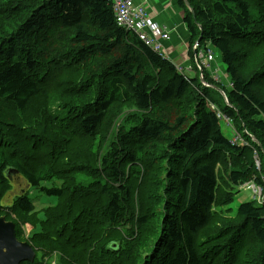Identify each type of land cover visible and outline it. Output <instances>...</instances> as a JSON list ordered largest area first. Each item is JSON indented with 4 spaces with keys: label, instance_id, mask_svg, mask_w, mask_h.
Masks as SVG:
<instances>
[{
    "label": "trees",
    "instance_id": "obj_1",
    "mask_svg": "<svg viewBox=\"0 0 264 264\" xmlns=\"http://www.w3.org/2000/svg\"><path fill=\"white\" fill-rule=\"evenodd\" d=\"M188 1L190 62L212 46L231 85L179 72L107 0H0V216L22 264H264V205L227 207L264 185V0Z\"/></svg>",
    "mask_w": 264,
    "mask_h": 264
},
{
    "label": "built area",
    "instance_id": "obj_2",
    "mask_svg": "<svg viewBox=\"0 0 264 264\" xmlns=\"http://www.w3.org/2000/svg\"><path fill=\"white\" fill-rule=\"evenodd\" d=\"M107 1L112 4L115 21L118 26L134 32L146 45L157 51L161 56H165L164 51L158 48V44L169 37V27L167 25L155 23L145 7L134 3L133 0ZM199 56L203 57L202 53ZM205 57L207 60L213 59L211 52H208ZM177 69L180 72L183 71L180 65H177ZM218 116L228 120L224 115L218 114ZM231 143H243V140L239 135H236L232 138ZM248 185L252 187L257 203L264 205V185L255 182H250Z\"/></svg>",
    "mask_w": 264,
    "mask_h": 264
},
{
    "label": "crops",
    "instance_id": "obj_3",
    "mask_svg": "<svg viewBox=\"0 0 264 264\" xmlns=\"http://www.w3.org/2000/svg\"><path fill=\"white\" fill-rule=\"evenodd\" d=\"M133 1L144 6L154 22L158 24H166L169 27L170 39L162 42L165 48L164 52L168 58L172 62L182 64L184 67L189 65L192 67L188 55L189 41L187 29L183 20V9L179 7L178 0ZM216 55L220 59L218 53H216ZM201 63L204 68H209L208 70L211 73L221 70L216 61H212L208 64V62L204 60ZM194 72L195 70L193 69L192 74H194ZM192 74L188 75L192 76Z\"/></svg>",
    "mask_w": 264,
    "mask_h": 264
},
{
    "label": "rangeland",
    "instance_id": "obj_4",
    "mask_svg": "<svg viewBox=\"0 0 264 264\" xmlns=\"http://www.w3.org/2000/svg\"><path fill=\"white\" fill-rule=\"evenodd\" d=\"M182 13L184 14V12H182ZM185 27H186V24H185ZM209 47L211 49H214V48H212V46H209ZM214 55H215L216 63L218 64L219 68H221V70L218 71V75L220 77L222 75L223 71L225 70V66L221 62V60L218 58V56L216 55L215 51H214ZM192 65L195 66V62ZM193 69L195 70V68H193ZM193 69H191V71L185 70V72L187 74H192L193 73ZM200 73L201 72L199 71V75H200ZM221 130H222V132L224 133L225 136H227L230 139L232 138V135H233L232 134V129H231V127L229 125L226 124V122L224 120H221ZM44 184L45 185H51V184L59 185L60 183L54 180V181L45 182ZM23 186H24V184L19 186L13 193L19 192V189L21 187H23ZM23 191L27 192L29 198L31 199V201L35 205V209L36 210H40L42 207L54 204V202H55V197L54 196L46 195V194L43 193V191H39V190H37L35 188L26 187V188H23ZM233 192H237V193L234 195V199L227 206V207L231 208L232 212H234L236 210V208L239 205V203H241L243 201L256 200L255 197H254V192H253L252 187L250 185L239 187V190H236V187H234ZM5 198L2 200V202L5 201V203H9L11 201V196L10 195L6 196ZM40 216H42L41 212H40ZM24 228H25V231L27 233L31 230L30 225H25Z\"/></svg>",
    "mask_w": 264,
    "mask_h": 264
},
{
    "label": "water",
    "instance_id": "obj_5",
    "mask_svg": "<svg viewBox=\"0 0 264 264\" xmlns=\"http://www.w3.org/2000/svg\"><path fill=\"white\" fill-rule=\"evenodd\" d=\"M194 17V9L188 0H182ZM200 31H202L201 27ZM200 37L197 39L199 42ZM35 250L28 241L19 240L15 232V224L0 216V264H22L32 261Z\"/></svg>",
    "mask_w": 264,
    "mask_h": 264
},
{
    "label": "clouds",
    "instance_id": "obj_6",
    "mask_svg": "<svg viewBox=\"0 0 264 264\" xmlns=\"http://www.w3.org/2000/svg\"><path fill=\"white\" fill-rule=\"evenodd\" d=\"M194 44H198V42L196 41ZM224 121L226 122V124H228L229 122H228V120H225L224 119ZM236 135H239L238 133H235V135H232V138L233 137H235ZM240 136V135H239ZM232 138H231V140H232ZM240 138H241V136H240ZM242 139V138H241ZM243 143H245L244 141H243ZM248 183H250V182H246V183H244V184H242L241 186H239V187H242V186H247L248 185ZM256 203H257V201L256 200H254Z\"/></svg>",
    "mask_w": 264,
    "mask_h": 264
},
{
    "label": "bare ground",
    "instance_id": "obj_7",
    "mask_svg": "<svg viewBox=\"0 0 264 264\" xmlns=\"http://www.w3.org/2000/svg\"><path fill=\"white\" fill-rule=\"evenodd\" d=\"M135 3V2H134ZM200 26V25H199ZM126 30V29H125ZM170 39V36L167 38V40H169ZM158 48H161L162 50H164L165 48H164V44L163 43H159L158 44ZM186 75H188V74H186ZM200 78H201V80L203 79L202 78V72L200 73ZM212 78L213 79H215L216 80V77L215 76H212Z\"/></svg>",
    "mask_w": 264,
    "mask_h": 264
}]
</instances>
